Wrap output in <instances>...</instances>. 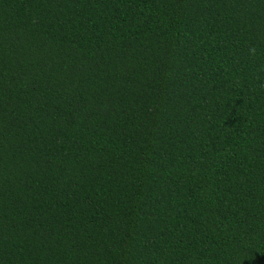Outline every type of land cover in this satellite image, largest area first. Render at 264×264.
Listing matches in <instances>:
<instances>
[{
    "label": "trees",
    "instance_id": "16d2710c",
    "mask_svg": "<svg viewBox=\"0 0 264 264\" xmlns=\"http://www.w3.org/2000/svg\"><path fill=\"white\" fill-rule=\"evenodd\" d=\"M0 264H264V0H0Z\"/></svg>",
    "mask_w": 264,
    "mask_h": 264
}]
</instances>
